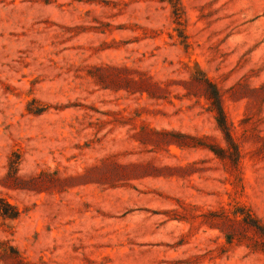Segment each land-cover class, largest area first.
I'll list each match as a JSON object with an SVG mask.
<instances>
[{"label":"rangeland","instance_id":"374dc122","mask_svg":"<svg viewBox=\"0 0 264 264\" xmlns=\"http://www.w3.org/2000/svg\"><path fill=\"white\" fill-rule=\"evenodd\" d=\"M0 264H264V0H0Z\"/></svg>","mask_w":264,"mask_h":264},{"label":"trees","instance_id":"16d2710c","mask_svg":"<svg viewBox=\"0 0 264 264\" xmlns=\"http://www.w3.org/2000/svg\"><path fill=\"white\" fill-rule=\"evenodd\" d=\"M216 108H217V110H218V114H219V116H220V119H222V120H219L221 123H222V125L224 124L223 123V121H224V119H223V114H222V110H221V108H220V106H219V103H218V101L216 102Z\"/></svg>","mask_w":264,"mask_h":264}]
</instances>
